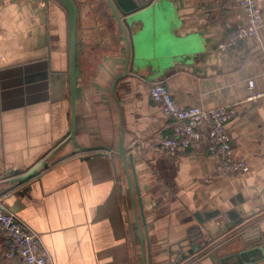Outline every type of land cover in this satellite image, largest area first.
<instances>
[{
	"label": "crops",
	"instance_id": "1",
	"mask_svg": "<svg viewBox=\"0 0 264 264\" xmlns=\"http://www.w3.org/2000/svg\"><path fill=\"white\" fill-rule=\"evenodd\" d=\"M75 1L71 137L68 11L56 0H0L4 206L39 235L52 264H144L119 153L123 126L144 208L146 264H264V97L247 100L251 80L264 93V24L260 42L220 52L228 34L246 25L236 0H154L128 19L129 74L115 86L128 56L123 30L106 0ZM157 84L182 107L235 106L228 130L249 173L219 174L205 143L156 152L172 125L151 100ZM44 161L49 167L26 180Z\"/></svg>",
	"mask_w": 264,
	"mask_h": 264
},
{
	"label": "built area",
	"instance_id": "2",
	"mask_svg": "<svg viewBox=\"0 0 264 264\" xmlns=\"http://www.w3.org/2000/svg\"><path fill=\"white\" fill-rule=\"evenodd\" d=\"M244 10L246 25L231 31L218 46L220 52H228L245 40L260 42V30L264 24L263 9L258 0H236ZM248 101L264 97L255 92L254 81H249ZM151 100L161 105L164 114L172 121L171 131L160 140L155 151L175 155L180 149H189L205 143L208 153L217 159V172L223 176H243L250 168L246 161L234 157L233 139L228 126L237 114L233 105L206 109L193 105L182 107L170 90L157 84L150 90ZM0 245L5 257L22 260L25 264H52L41 252V239L16 214L8 210L0 200Z\"/></svg>",
	"mask_w": 264,
	"mask_h": 264
},
{
	"label": "water",
	"instance_id": "3",
	"mask_svg": "<svg viewBox=\"0 0 264 264\" xmlns=\"http://www.w3.org/2000/svg\"><path fill=\"white\" fill-rule=\"evenodd\" d=\"M56 1L61 3L66 8L69 14L70 78H71L72 128H73L71 137H74V132L76 128L77 40H78V25H79V18H80V15H79L80 10L75 0H56ZM106 1L109 4L117 23L120 25L121 29L123 30V34H124L126 44H127V49H128V56H127L125 72L122 77H119L118 79H116L115 81V86H116V84L120 80L125 79L129 74L131 48H130V42H129L128 32H127L128 26L130 27L128 23V19H130L134 14L143 11V9L148 8L149 5H151L154 2V0H106ZM114 88L115 87H113V90ZM124 132L125 131L122 126V138L120 141L119 153L121 155V158H122V161L125 167V171H126V174L129 180L131 192H132L134 211H135V215L138 221V226H139L140 235H141L144 264H146L145 242L147 241L148 232L146 228L144 208L142 204L141 192H140V187H139L138 176H137L136 169H135L134 158L133 156H129V158L127 157V151L124 145ZM87 150L80 149V152L87 151ZM42 165H44L45 168L49 167V163L45 161L43 163H38V165H36L32 170L29 171V173H27L26 180H30L36 177L39 174V169L41 168ZM138 207H139V211L141 214L142 225L144 227L143 231L146 235L145 238L143 237V232L140 227V221L138 218V210H137ZM259 250L262 251L261 248Z\"/></svg>",
	"mask_w": 264,
	"mask_h": 264
},
{
	"label": "trees",
	"instance_id": "4",
	"mask_svg": "<svg viewBox=\"0 0 264 264\" xmlns=\"http://www.w3.org/2000/svg\"><path fill=\"white\" fill-rule=\"evenodd\" d=\"M0 248L2 249V253L0 254V264H3V263H5V264H25L22 260H19V259H16L17 261H15V262H12V261H14V260H12L11 262H8L9 261V259L7 258V259H5L6 257H5V255L3 254L4 253V249H3V247L0 245ZM42 249V248H41ZM41 252H42V250H41ZM43 253V252H42ZM44 254V253H43ZM2 258V259H1Z\"/></svg>",
	"mask_w": 264,
	"mask_h": 264
},
{
	"label": "rangeland",
	"instance_id": "5",
	"mask_svg": "<svg viewBox=\"0 0 264 264\" xmlns=\"http://www.w3.org/2000/svg\"><path fill=\"white\" fill-rule=\"evenodd\" d=\"M3 251L1 250V253H2ZM4 254V253H3ZM5 255V254H4ZM5 259H7V258H5ZM12 260H10L9 259V261L8 262H11ZM15 261H17V260H14V261H12V262H15ZM3 264H5V263H3Z\"/></svg>",
	"mask_w": 264,
	"mask_h": 264
}]
</instances>
